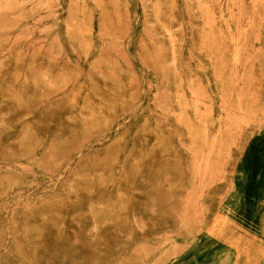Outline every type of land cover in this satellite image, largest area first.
Here are the masks:
<instances>
[{"label": "rangeland", "instance_id": "1", "mask_svg": "<svg viewBox=\"0 0 264 264\" xmlns=\"http://www.w3.org/2000/svg\"><path fill=\"white\" fill-rule=\"evenodd\" d=\"M0 264H264V0H0Z\"/></svg>", "mask_w": 264, "mask_h": 264}]
</instances>
